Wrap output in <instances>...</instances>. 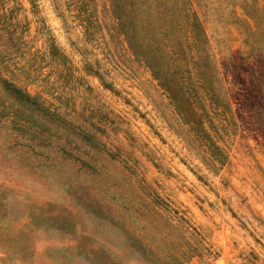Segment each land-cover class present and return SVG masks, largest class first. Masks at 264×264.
<instances>
[{"label": "rangeland", "instance_id": "obj_1", "mask_svg": "<svg viewBox=\"0 0 264 264\" xmlns=\"http://www.w3.org/2000/svg\"><path fill=\"white\" fill-rule=\"evenodd\" d=\"M112 2L147 10L215 156ZM0 79L56 114L0 84V264H264V0H0Z\"/></svg>", "mask_w": 264, "mask_h": 264}, {"label": "trees", "instance_id": "obj_2", "mask_svg": "<svg viewBox=\"0 0 264 264\" xmlns=\"http://www.w3.org/2000/svg\"><path fill=\"white\" fill-rule=\"evenodd\" d=\"M112 11L115 18L120 21V33L126 40L130 51L158 76L160 86L168 94L169 98L174 101V105L178 109L184 123L192 131L196 130L199 133L200 137L212 148V150L210 149V154L215 156L214 152L218 148L212 142L204 122L191 106L184 91L183 83L180 80L172 82L166 73L163 72L165 61L160 56L158 48L154 45V37L151 31L152 22L148 18L147 10L141 5L136 8L125 2H120V5L112 2ZM0 84L19 105L41 112L49 118H53L56 115L54 111L40 101L38 96L30 94L6 79H0ZM21 256L24 258L25 255Z\"/></svg>", "mask_w": 264, "mask_h": 264}]
</instances>
